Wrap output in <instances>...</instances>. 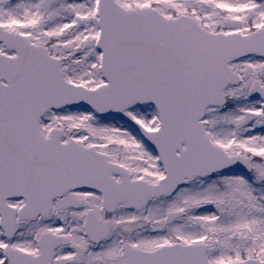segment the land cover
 Here are the masks:
<instances>
[{
    "label": "snow or ice",
    "instance_id": "6c2138e0",
    "mask_svg": "<svg viewBox=\"0 0 264 264\" xmlns=\"http://www.w3.org/2000/svg\"><path fill=\"white\" fill-rule=\"evenodd\" d=\"M0 264H264V0H0Z\"/></svg>",
    "mask_w": 264,
    "mask_h": 264
}]
</instances>
